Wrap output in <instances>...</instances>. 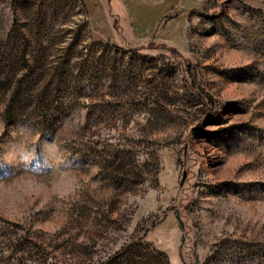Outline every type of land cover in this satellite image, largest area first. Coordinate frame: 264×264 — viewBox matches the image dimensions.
<instances>
[{
	"label": "rangeland",
	"instance_id": "1",
	"mask_svg": "<svg viewBox=\"0 0 264 264\" xmlns=\"http://www.w3.org/2000/svg\"><path fill=\"white\" fill-rule=\"evenodd\" d=\"M0 264H264V0H0Z\"/></svg>",
	"mask_w": 264,
	"mask_h": 264
},
{
	"label": "clouds",
	"instance_id": "2",
	"mask_svg": "<svg viewBox=\"0 0 264 264\" xmlns=\"http://www.w3.org/2000/svg\"><path fill=\"white\" fill-rule=\"evenodd\" d=\"M25 159H28V156L26 155L25 156ZM28 167L33 170V171H36V172H42L44 171V169L41 167V163L39 160H36V161H33L31 163H29Z\"/></svg>",
	"mask_w": 264,
	"mask_h": 264
},
{
	"label": "trees",
	"instance_id": "3",
	"mask_svg": "<svg viewBox=\"0 0 264 264\" xmlns=\"http://www.w3.org/2000/svg\"><path fill=\"white\" fill-rule=\"evenodd\" d=\"M149 46L154 48V49H165V50H167L170 53L175 54V55L178 54L177 51L174 48H169V47H165V46H162V45L155 46V45H151V44Z\"/></svg>",
	"mask_w": 264,
	"mask_h": 264
}]
</instances>
